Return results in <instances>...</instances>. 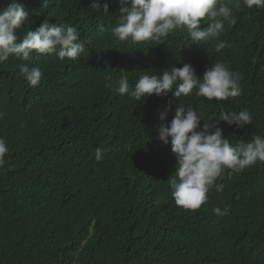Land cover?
<instances>
[{"label":"trees","instance_id":"obj_1","mask_svg":"<svg viewBox=\"0 0 264 264\" xmlns=\"http://www.w3.org/2000/svg\"><path fill=\"white\" fill-rule=\"evenodd\" d=\"M19 2L32 22L21 37L47 19L76 27L86 43L76 60L33 53L0 63V138L9 146L0 167V264H264V163L226 171L216 181L223 191L213 186L201 208L184 210L167 183L176 165L171 144L157 139L159 113L171 105L167 125L178 103L208 123L222 111H249L243 129L220 124L233 144L264 136V8L221 0L236 23L224 20L212 40L192 44L178 29L132 44L111 32L117 0H107L110 15L91 10L92 0ZM7 4L0 0V9ZM222 41L228 46L217 50ZM215 62L239 75L241 96L217 102L193 92L179 101L169 93L138 104L106 86L184 64L202 78ZM22 63L40 67L39 86L20 75Z\"/></svg>","mask_w":264,"mask_h":264},{"label":"clouds","instance_id":"obj_2","mask_svg":"<svg viewBox=\"0 0 264 264\" xmlns=\"http://www.w3.org/2000/svg\"><path fill=\"white\" fill-rule=\"evenodd\" d=\"M120 18L111 29L119 42L140 44L168 37L178 29L186 30L192 44H201L220 35L224 29V20L236 23L232 10L221 0H117ZM248 9L264 8V0H243ZM90 9L102 15L109 14L107 0H92ZM29 12L19 0H8L0 9V63L10 57L29 61L33 53L38 55L55 53L60 60H76L85 51L86 41L81 39L76 27L67 23H50L45 19L39 27L27 30L21 37L18 30L31 24ZM207 25L206 27H203ZM103 31V25L99 26ZM228 45L218 44L219 49ZM20 75L30 87L41 83L42 71L39 66L22 63ZM134 83L127 76H121L115 84L107 87L120 96H128L138 102L145 97L168 96L169 93L180 101L195 92L197 97L208 101H227L243 94L239 84L240 77L221 62L206 67L202 78L196 75L190 64L181 68L171 67L162 74L155 71H143ZM173 99V98H171ZM170 99V100H171ZM137 104V105H138ZM171 105L159 113L161 124L157 129V139L164 145L171 144L175 156V171L167 180L175 204L184 210H197L208 200L209 190L215 186L223 191L222 184L216 181L227 171L228 175L240 173L258 163H264V136L254 135L249 141L236 144L225 137L220 127L224 122L229 127L243 129L252 124L249 111H222L220 118L211 123L205 122L202 113L190 105L178 103L174 115L167 125ZM203 124L201 126V122ZM103 149L97 148V160L102 157ZM9 146L0 138V167L6 164ZM217 215H226L220 208H214Z\"/></svg>","mask_w":264,"mask_h":264}]
</instances>
